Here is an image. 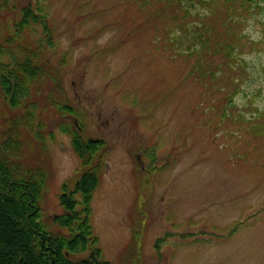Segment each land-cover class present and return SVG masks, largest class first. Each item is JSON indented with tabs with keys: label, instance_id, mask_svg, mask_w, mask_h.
<instances>
[{
	"label": "rangeland",
	"instance_id": "rangeland-1",
	"mask_svg": "<svg viewBox=\"0 0 264 264\" xmlns=\"http://www.w3.org/2000/svg\"><path fill=\"white\" fill-rule=\"evenodd\" d=\"M179 2L0 0V75L26 50L49 70L17 106L0 88V160L43 173L50 231L87 171L65 126L100 142L96 243L72 260L264 264V0Z\"/></svg>",
	"mask_w": 264,
	"mask_h": 264
},
{
	"label": "trees",
	"instance_id": "trees-1",
	"mask_svg": "<svg viewBox=\"0 0 264 264\" xmlns=\"http://www.w3.org/2000/svg\"><path fill=\"white\" fill-rule=\"evenodd\" d=\"M179 1L181 0H165L167 3ZM25 16L28 18L29 13ZM36 19L29 16V20L36 22ZM26 22L24 21L25 25L22 24L20 27L28 26L30 22ZM19 46L24 48L23 51L26 49L22 43ZM225 46L226 50L230 51L231 47L228 44ZM197 49L198 47H193L187 51L192 53ZM26 53L29 55L26 56ZM227 55L230 56V54ZM22 57L20 60L11 57V63H9L11 69L7 71L9 80L0 75L1 92L12 105H18L24 98L31 96V87L28 88V86H32L35 80L39 85L49 72L48 65L40 63L42 59L39 51L32 54L26 50ZM0 67L3 68L2 70H7L3 64ZM50 76L54 79V75ZM25 82L27 84L24 89ZM20 98L22 99L19 100ZM64 110L71 112L70 108ZM69 126L71 127L70 124L65 127L66 132L73 136V150L82 160L83 167L87 168L74 193L82 197V214L85 215L81 217L75 213L74 194L66 193L64 190L59 195L63 212L52 218V224L59 232L50 231L42 222L41 210L38 207L45 181L43 173L28 172L29 175L15 176L12 168L4 165L1 159L0 264H109L102 261L100 249L97 247L94 248V256L87 259L75 261L69 257V255L84 252L90 243L93 246L96 243L88 222V215L90 214L89 203L99 181L97 170L92 166L95 153L100 146L97 140L90 139L86 142L76 133L77 130L73 131ZM8 146L5 145L6 153L12 150V146L9 148ZM61 230L66 232L61 233Z\"/></svg>",
	"mask_w": 264,
	"mask_h": 264
},
{
	"label": "water",
	"instance_id": "water-1",
	"mask_svg": "<svg viewBox=\"0 0 264 264\" xmlns=\"http://www.w3.org/2000/svg\"><path fill=\"white\" fill-rule=\"evenodd\" d=\"M72 125H74V127H76L79 131H81V127H79L78 123H77V119L73 116H67L66 117Z\"/></svg>",
	"mask_w": 264,
	"mask_h": 264
}]
</instances>
